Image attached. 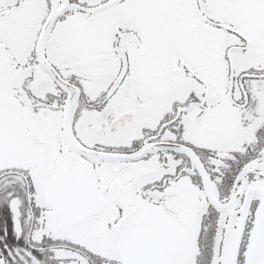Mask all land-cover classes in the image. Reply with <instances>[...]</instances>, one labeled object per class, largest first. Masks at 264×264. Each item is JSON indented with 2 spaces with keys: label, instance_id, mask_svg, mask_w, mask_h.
Returning <instances> with one entry per match:
<instances>
[{
  "label": "snow or ice",
  "instance_id": "6c2138e0",
  "mask_svg": "<svg viewBox=\"0 0 264 264\" xmlns=\"http://www.w3.org/2000/svg\"><path fill=\"white\" fill-rule=\"evenodd\" d=\"M0 264H264V0H0Z\"/></svg>",
  "mask_w": 264,
  "mask_h": 264
}]
</instances>
